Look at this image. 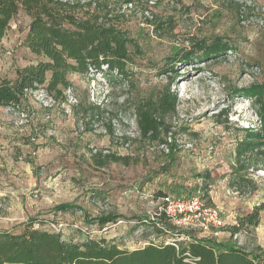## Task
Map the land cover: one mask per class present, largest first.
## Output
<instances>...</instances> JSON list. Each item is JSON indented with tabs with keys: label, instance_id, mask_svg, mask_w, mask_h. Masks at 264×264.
<instances>
[{
	"label": "rangeland",
	"instance_id": "374dc122",
	"mask_svg": "<svg viewBox=\"0 0 264 264\" xmlns=\"http://www.w3.org/2000/svg\"><path fill=\"white\" fill-rule=\"evenodd\" d=\"M54 1L80 18L119 25L135 41L132 60L127 76L106 66L70 74L64 102L38 89L19 105H0V229L19 232L34 219L35 227L53 231L51 222H64L65 240L105 239L130 250L186 241L177 234L184 229L166 234L136 222L151 218L168 194H199L220 210L225 226L185 230L264 248V209L258 226L230 231L264 205V170L252 194L229 186L242 130L259 123L252 100L238 90L264 83V0ZM30 22L20 11L0 41V80H14L19 68L42 59L25 43ZM215 37L233 48L218 59L177 60ZM166 87L179 98L168 132L142 138L135 107ZM63 203L75 208L59 211ZM107 215L123 223L105 230L97 220Z\"/></svg>",
	"mask_w": 264,
	"mask_h": 264
},
{
	"label": "trees",
	"instance_id": "16d2710c",
	"mask_svg": "<svg viewBox=\"0 0 264 264\" xmlns=\"http://www.w3.org/2000/svg\"><path fill=\"white\" fill-rule=\"evenodd\" d=\"M20 11L31 17L25 43L42 59L19 68L14 80H0L1 106L19 105L28 91L38 89L45 90L55 101L64 102L65 92L72 87L69 75L73 73L86 75L93 69L103 73L102 67L106 66L109 74L128 75L132 60L130 46L135 41L119 25L80 18L54 0H0V41ZM195 45L194 51L177 60L218 59L233 48L222 37ZM238 92L252 100L259 122L258 126L242 130L244 134L236 145L235 164L229 179V186L246 196L257 190L256 175L264 170V83ZM178 101V95L166 87L156 96L139 102L135 114L141 137L157 140L167 133L166 119L176 112ZM113 160L127 163L126 157ZM73 208L71 203L57 206L59 211ZM263 209L264 205L256 207L230 231L236 234L258 226ZM117 217L100 216L97 222L105 225ZM33 220L19 232L0 229V264H264L261 246L247 250L236 244L199 238L187 230L177 234L186 235L189 240L149 243L130 250L105 239L65 240L59 232L35 227ZM137 223L153 225L158 232L166 234L176 229L164 215L158 219L145 217Z\"/></svg>",
	"mask_w": 264,
	"mask_h": 264
},
{
	"label": "built area",
	"instance_id": "2783aa9c",
	"mask_svg": "<svg viewBox=\"0 0 264 264\" xmlns=\"http://www.w3.org/2000/svg\"><path fill=\"white\" fill-rule=\"evenodd\" d=\"M162 215L167 217L178 230L190 229L209 232L213 227L222 228L225 226L220 210L216 207L207 206L199 194L184 197L170 194L164 196L158 211L151 219H158ZM121 223H123V220L119 219L113 222V225L117 226ZM50 227L53 231L60 233L64 229L65 223L59 222L57 224L51 222ZM107 228L108 225H105L104 229L106 230Z\"/></svg>",
	"mask_w": 264,
	"mask_h": 264
}]
</instances>
